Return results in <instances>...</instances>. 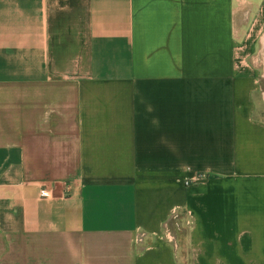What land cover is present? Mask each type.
Listing matches in <instances>:
<instances>
[{
  "label": "crops",
  "instance_id": "crops-1",
  "mask_svg": "<svg viewBox=\"0 0 264 264\" xmlns=\"http://www.w3.org/2000/svg\"><path fill=\"white\" fill-rule=\"evenodd\" d=\"M263 89L264 0H0V264H264Z\"/></svg>",
  "mask_w": 264,
  "mask_h": 264
},
{
  "label": "built area",
  "instance_id": "built-area-1",
  "mask_svg": "<svg viewBox=\"0 0 264 264\" xmlns=\"http://www.w3.org/2000/svg\"><path fill=\"white\" fill-rule=\"evenodd\" d=\"M39 196H40V197H49V196H50V193H49V191H47V190L41 189V190L39 191Z\"/></svg>",
  "mask_w": 264,
  "mask_h": 264
},
{
  "label": "rangeland",
  "instance_id": "rangeland-1",
  "mask_svg": "<svg viewBox=\"0 0 264 264\" xmlns=\"http://www.w3.org/2000/svg\"><path fill=\"white\" fill-rule=\"evenodd\" d=\"M261 95H262V99H263V103H264V89L262 90Z\"/></svg>",
  "mask_w": 264,
  "mask_h": 264
}]
</instances>
